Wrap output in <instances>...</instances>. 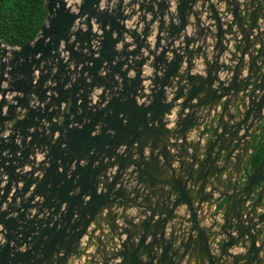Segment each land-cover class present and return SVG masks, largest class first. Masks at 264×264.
<instances>
[{
    "label": "water",
    "instance_id": "obj_1",
    "mask_svg": "<svg viewBox=\"0 0 264 264\" xmlns=\"http://www.w3.org/2000/svg\"><path fill=\"white\" fill-rule=\"evenodd\" d=\"M44 1L0 41V264H264V0Z\"/></svg>",
    "mask_w": 264,
    "mask_h": 264
},
{
    "label": "trees",
    "instance_id": "obj_2",
    "mask_svg": "<svg viewBox=\"0 0 264 264\" xmlns=\"http://www.w3.org/2000/svg\"><path fill=\"white\" fill-rule=\"evenodd\" d=\"M46 15L44 0H0V41L9 46L32 41Z\"/></svg>",
    "mask_w": 264,
    "mask_h": 264
},
{
    "label": "crops",
    "instance_id": "obj_3",
    "mask_svg": "<svg viewBox=\"0 0 264 264\" xmlns=\"http://www.w3.org/2000/svg\"><path fill=\"white\" fill-rule=\"evenodd\" d=\"M128 0H124V2L126 3ZM171 4V8H170V11L172 12L173 11V5H172V3H170ZM129 10V7H127L126 8V12ZM150 16H149V14H148V17L147 18H149ZM136 19V15H134V16H132V21L133 20H135ZM165 20H166V16H165ZM189 21L191 22L192 21V18H189ZM206 24H207V22H205ZM189 28V30H188V32H190L191 30H192V27L190 26V27H188ZM139 30V29H138ZM156 31H157V22L155 21V22H153V24L151 25V32H150V35L148 36V42L149 43H151V44H153V41H154V35H155V33H156ZM166 35V33L165 32H163V34H162V37L163 36H165ZM225 38L226 39H228L229 38V35H225ZM168 40V38L167 39H165V41H167ZM206 42L208 43V44H211L212 42H211V40H210V38L209 37H207V40H206ZM177 44H179V41L178 40H176L175 42H174V45L176 46ZM131 48V47H130ZM228 49H230V50H232L233 49V46L231 45V42L229 43V45H228ZM209 50H211V45H209L208 47H207V52H209ZM144 50H142V52H143ZM169 55H170V53H169ZM224 55V54H223ZM225 55H227V54H225ZM200 60L201 59H198V60H195L194 61V63H200ZM202 63V62H201ZM198 69H199V72H201V70L203 69V65H199L198 66V68L197 67H194L191 71H192V73H194V72H198ZM202 73V72H201ZM223 75H225V73H222L221 74V76H223ZM147 82H144V84H146ZM167 90H169L168 88H166ZM167 96L170 98L171 96H172V94H171V92H167ZM33 98V97H32ZM178 108L179 107H174L173 109H172V113L173 112H176L177 110H178ZM20 113H21V110H18ZM25 110H22V112H24ZM166 118H169V119H171V114L169 115V114H167L166 115ZM171 125H173V121H171L170 122V124H168L167 126L168 127H170ZM55 135H56V133H55ZM190 137V136H189ZM188 139H190V138H188ZM35 151V155H36V160H39V156H41L39 153H37V151L36 150H34ZM171 151H173V150H171ZM145 153H147V151H145ZM25 169H29L26 165H23V167H22V170H25ZM37 173V172H36ZM36 173L34 174V175H36ZM204 205V204H203ZM4 206V205H3ZM182 208H184L183 206H181L180 207V211L182 210ZM206 209V206H204V210ZM214 209V206H211L210 207V211L211 210H213ZM118 211V210H117ZM214 211V210H213ZM127 214H130V215H134V214H136V209L135 208H131V209H128L127 211ZM177 214H180V212L179 211H175ZM146 213H148V212H146ZM202 213V212H201ZM134 221H136V220H134ZM171 223V222H170ZM167 225H169L168 223H167ZM165 230L166 231H168V226H166V228H165ZM94 248L93 247H90V248H88V250H87V252H90V251H92ZM231 252H233V253H235V251H236V248H233L232 250H230ZM114 261H118V259H116V260H114ZM184 263V262H183ZM182 263V264H183ZM192 264V263H191Z\"/></svg>",
    "mask_w": 264,
    "mask_h": 264
},
{
    "label": "rangeland",
    "instance_id": "obj_4",
    "mask_svg": "<svg viewBox=\"0 0 264 264\" xmlns=\"http://www.w3.org/2000/svg\"><path fill=\"white\" fill-rule=\"evenodd\" d=\"M79 1L80 0H68V3L72 6V8H74L78 3H79ZM113 1H115V0H112V2ZM108 2H107V0H100V7H104L103 5L104 4H107ZM108 4H111V2H109ZM136 7L137 6H133L132 7V9H136ZM129 12V10L126 12V13H128ZM138 14V13H137ZM137 14H136V17H137ZM132 16H134V15H132ZM94 17V16H93ZM147 17H148V15H147ZM137 19V18H136ZM136 19L135 20H133L132 21V17L130 18H128L127 17V19H125V21H124V24H125V27L127 28V29H132V28H134L135 27V25H134V23H136ZM148 19V18H147ZM141 25V24H140ZM98 25H96L95 23H93V31H97V29H96V27H97ZM139 30H140V28H139ZM98 33H99V31H97ZM125 41H127V42H129V37H125ZM209 45V44H208ZM117 49V48H116ZM144 53V52H143ZM151 71H152V68H151V66H149V63H147V65H146V67L144 68V70H143V75H150V73H151ZM101 75H103V74H101ZM146 85H149V82H147L146 83ZM6 98L8 99V96H6ZM35 102V98L33 97H31V100H30V103L32 104V103H34ZM20 139L18 138L17 139V142L19 141ZM31 149H34L33 148V146L31 147ZM41 156H39V160L40 159H42V157L44 156V155H42V154H40ZM30 156V157H29ZM28 156V158H31V157H36V155L34 154V155H29ZM24 164H27V163H24ZM107 173V176L110 174V172L108 171V172H106ZM147 214V213H146ZM130 217H134L133 218V221L134 220H136V221H134V222H139V220L140 219H142L144 216H141L137 211H136V214H134V215H130V214H128ZM108 233H107V231L105 230L104 231V235H106V236H108L107 235ZM124 237V235H122V238ZM85 245H84V243L83 242H81L80 243V245H79V247H81V248H83ZM93 247V246H92ZM94 248V247H93ZM93 251H94V249L92 250V251H90L89 252V254L90 253H93ZM83 258V257H82ZM77 259V258H76ZM110 261V260H109ZM108 261V262H109ZM112 262H113V260H111L110 262H109V264H112ZM83 263V262H82ZM89 262H88V260L87 261H85V264H88Z\"/></svg>",
    "mask_w": 264,
    "mask_h": 264
},
{
    "label": "flooded vegetation",
    "instance_id": "obj_5",
    "mask_svg": "<svg viewBox=\"0 0 264 264\" xmlns=\"http://www.w3.org/2000/svg\"><path fill=\"white\" fill-rule=\"evenodd\" d=\"M245 101H246V99H245ZM239 107H241L240 106V104L238 105V103H237V108H239ZM239 110V109H238ZM231 111L235 114V119H237V116H238V111L236 112V109L235 108H231ZM262 114L264 115V107H263V109H262ZM263 121H264V119H263ZM263 121H262V124H263ZM258 162V161H257ZM81 248V247H80ZM94 249H95V247H94ZM108 249V248H107Z\"/></svg>",
    "mask_w": 264,
    "mask_h": 264
},
{
    "label": "clouds",
    "instance_id": "obj_6",
    "mask_svg": "<svg viewBox=\"0 0 264 264\" xmlns=\"http://www.w3.org/2000/svg\"><path fill=\"white\" fill-rule=\"evenodd\" d=\"M263 2H264V1L261 2V9H262V11L264 12V10H263Z\"/></svg>",
    "mask_w": 264,
    "mask_h": 264
},
{
    "label": "built area",
    "instance_id": "obj_7",
    "mask_svg": "<svg viewBox=\"0 0 264 264\" xmlns=\"http://www.w3.org/2000/svg\"><path fill=\"white\" fill-rule=\"evenodd\" d=\"M263 10H264V2H263Z\"/></svg>",
    "mask_w": 264,
    "mask_h": 264
}]
</instances>
